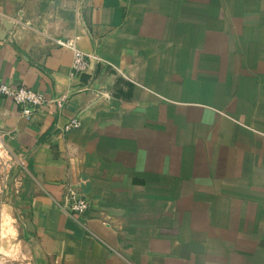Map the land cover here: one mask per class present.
<instances>
[{
    "label": "crops",
    "instance_id": "crops-1",
    "mask_svg": "<svg viewBox=\"0 0 264 264\" xmlns=\"http://www.w3.org/2000/svg\"><path fill=\"white\" fill-rule=\"evenodd\" d=\"M0 82V264H264V0H0Z\"/></svg>",
    "mask_w": 264,
    "mask_h": 264
},
{
    "label": "built area",
    "instance_id": "built-area-1",
    "mask_svg": "<svg viewBox=\"0 0 264 264\" xmlns=\"http://www.w3.org/2000/svg\"><path fill=\"white\" fill-rule=\"evenodd\" d=\"M54 41L61 47L71 49L74 53L71 73L72 78H78L80 74L88 72L91 69L93 59H98L94 54H88L82 48L77 46L74 40L55 39ZM0 96L12 100L27 118H33L40 110H42V108L55 101V99L49 98L42 91L26 85L14 86L8 82H0ZM80 126L81 120L73 118L66 124L65 131H71ZM9 163L10 166H17L20 171L26 170L23 161L20 157L18 158V156L16 157L14 154H11ZM90 206L91 202L87 196L82 195L75 190H69L65 195L64 203L61 207L70 218L74 219L85 229L89 230L79 218L87 213Z\"/></svg>",
    "mask_w": 264,
    "mask_h": 264
},
{
    "label": "rangeland",
    "instance_id": "rangeland-1",
    "mask_svg": "<svg viewBox=\"0 0 264 264\" xmlns=\"http://www.w3.org/2000/svg\"><path fill=\"white\" fill-rule=\"evenodd\" d=\"M0 145H1V148H0V159L3 161V160H5V150H4V148H3V144L0 142ZM6 162V161H5ZM10 163L7 161V163H5V165H2L1 163H0V175L2 176V178H0V194H3L4 192H5V190H4V188L7 186L6 184H7V182L6 181H9L10 182V179H11V177H12V172H11V170L15 167V166H10L9 165ZM3 168H5V172H1V170L3 169ZM9 179V180H8ZM6 182V183H5ZM3 183H5L4 185H2ZM1 202V201H0ZM3 202V201H2ZM1 208V207H0ZM4 211H6L5 212V215L6 214H8V212L7 211H9V210H4ZM10 212V211H9ZM3 213V211L1 210L0 211V216H1V214ZM4 217V216H3ZM4 222V223H6V221H9V219H2V220H0V222ZM1 224V223H0Z\"/></svg>",
    "mask_w": 264,
    "mask_h": 264
},
{
    "label": "water",
    "instance_id": "water-1",
    "mask_svg": "<svg viewBox=\"0 0 264 264\" xmlns=\"http://www.w3.org/2000/svg\"><path fill=\"white\" fill-rule=\"evenodd\" d=\"M17 174V170H14L13 174H12V180L14 179L15 175ZM37 256V254H36ZM36 264H41L40 261H39V258H36Z\"/></svg>",
    "mask_w": 264,
    "mask_h": 264
}]
</instances>
